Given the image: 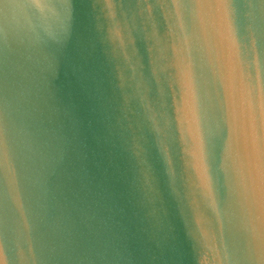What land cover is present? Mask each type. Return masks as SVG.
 <instances>
[{"label": "water", "instance_id": "obj_1", "mask_svg": "<svg viewBox=\"0 0 264 264\" xmlns=\"http://www.w3.org/2000/svg\"><path fill=\"white\" fill-rule=\"evenodd\" d=\"M0 264H264V0H0Z\"/></svg>", "mask_w": 264, "mask_h": 264}]
</instances>
